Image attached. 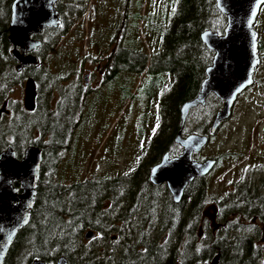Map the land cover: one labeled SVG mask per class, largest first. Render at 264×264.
Returning a JSON list of instances; mask_svg holds the SVG:
<instances>
[{
  "label": "trees",
  "instance_id": "1",
  "mask_svg": "<svg viewBox=\"0 0 264 264\" xmlns=\"http://www.w3.org/2000/svg\"><path fill=\"white\" fill-rule=\"evenodd\" d=\"M13 1L0 0V30L10 20ZM92 5L90 0H58L56 9L60 25L39 36L43 40L41 64L45 65L47 54L56 52L59 41L70 36L72 27L85 17ZM168 20L166 28L165 23L155 24L154 30L159 33V38L154 39L151 54L146 53L137 40L126 43L129 26L126 15L121 16V24L119 19L117 23L107 24L105 31L102 29V32L111 34L115 28V32L121 34L122 91L127 90L131 74L140 77L145 73L155 78L156 88L144 104L147 107L158 93L157 89L162 90L170 78L169 92L161 96L158 105L159 127L149 145L151 158L141 163L135 172L126 175L113 178L93 176L91 179L104 180L105 191L98 189L103 180L58 185L55 191H51V197L35 205L29 225L20 231L5 264H13V257L24 250L27 239L33 250H37L38 258L47 264L54 263L61 256L71 260L72 264H201L210 262L219 253L220 264H259L261 252L257 240L262 231L255 221H264L260 214L264 205L263 182L242 184L226 198L214 199L209 187L213 170L208 176L191 183L180 203L173 201L166 185L156 188L150 183L145 184L144 180L125 182L130 178L148 177L150 167L159 163L165 153L172 157L181 153L182 148L175 142L181 124L180 108L199 93L214 57L202 42L201 33L212 29L222 34L227 25V18L218 10L215 0H176V7ZM83 36L82 31L77 43ZM4 41L7 42L5 38ZM139 42L142 41L139 39ZM260 50L264 51L262 41ZM46 66L42 75L51 71ZM222 106L221 100L210 96L206 106L191 111L187 122L192 121L193 125L188 134L208 135L210 142L214 141L216 135H211V126ZM72 138L64 144L60 129L52 135L50 142L42 146L48 160L55 161L60 151L70 150ZM233 155L237 154L219 155L217 165ZM197 156L195 159L199 160ZM48 166V162L43 163V176L49 173L54 176V167ZM126 186L130 188L125 190ZM211 202L217 206V221L225 225L215 233L207 231L203 241L199 242V222L206 205ZM103 207L107 210L100 213L99 209ZM120 221L123 223L121 228L118 226ZM89 228L97 231L107 246L103 251L100 247L81 248L77 244ZM111 234L116 238L111 239Z\"/></svg>",
  "mask_w": 264,
  "mask_h": 264
},
{
  "label": "rangeland",
  "instance_id": "2",
  "mask_svg": "<svg viewBox=\"0 0 264 264\" xmlns=\"http://www.w3.org/2000/svg\"><path fill=\"white\" fill-rule=\"evenodd\" d=\"M90 3L93 5L89 28L87 16L82 17L70 30V36L59 41L56 52L47 54L45 65L51 70L45 77L48 82L64 79L71 70L79 71L87 50L86 35L89 34L91 42L93 39L98 41L104 31L97 33V28L103 26L106 29L107 24L117 23L119 19L121 24V16L124 18L126 15L129 20L126 43L137 40V44L151 54L154 51L153 41L159 38V33L154 30L155 24L165 23L166 28L171 12L176 7V0H90ZM255 29L260 35L259 43L264 42V6ZM82 31L84 38L77 43ZM259 55L261 64L256 71L255 84L239 96L230 119L221 125L214 141L197 156L199 160L227 153L239 156L224 158L212 172L209 187L214 199L226 198L237 186L257 185L263 179L264 159L259 157L264 152V51L260 50ZM128 78L127 90H121L115 99L107 94L100 100L86 101L73 111V142L70 150L60 151L56 157L54 177L58 183L65 186L93 176L113 178L126 175L135 172L141 163L151 158L152 148L149 145L152 135L159 127L158 105L161 96L169 92L170 78L161 87L162 90L157 89L158 93L147 107L144 104L148 102L151 91L156 88L155 78L145 73L140 77L131 74ZM23 87H14L11 97L22 98ZM192 125V121L186 122L185 135L191 131ZM148 146L147 151L145 148ZM262 194L264 195L263 188ZM213 205L216 206L215 202L209 203L204 211L214 214ZM255 222L261 229L260 221ZM219 224L221 225L215 229L212 221L203 216L198 226L199 242L203 241L207 231L215 233L225 225L222 222ZM122 226L123 223H120V228ZM110 236L112 239L115 235ZM100 239L97 232L94 239L86 240L83 236L77 244L81 248L100 247L103 251L107 246ZM259 240L257 245H260ZM33 255V246L29 243L22 251L20 260L23 264H30Z\"/></svg>",
  "mask_w": 264,
  "mask_h": 264
},
{
  "label": "water",
  "instance_id": "3",
  "mask_svg": "<svg viewBox=\"0 0 264 264\" xmlns=\"http://www.w3.org/2000/svg\"><path fill=\"white\" fill-rule=\"evenodd\" d=\"M58 0H14L12 4L10 35L8 40L14 47L20 46L22 53L15 51V58L23 65L38 63L35 56H25L27 51L37 49L41 40L31 36L44 29L60 25ZM218 10L227 18V25L222 34L206 29L201 33V40L214 53L212 64L206 70V78L199 93L184 102L180 108L181 124L175 142L182 148L179 155L172 157L168 152L161 161L152 167L151 182L160 186L166 184L173 201L183 200L187 187L198 178L208 176L217 166L218 160L210 158L196 160L210 143L211 137L201 134H184L187 119L194 109L206 106L210 96L223 102L216 113L211 126V135H216L221 125L230 119L239 96L255 84V75L261 64L259 32L255 24L264 6V0H215ZM36 87L29 79L25 88V105L34 109ZM43 151L39 147H29L21 161L8 149L0 155V264H4L8 251L19 230L30 220L34 204L35 188L40 178ZM21 182L23 195L13 187V181ZM16 202V204H14ZM214 220L217 214L214 208ZM95 236L90 230L85 239ZM221 254L203 264H220ZM32 264H44L35 260ZM57 264H66L60 258Z\"/></svg>",
  "mask_w": 264,
  "mask_h": 264
},
{
  "label": "flooded vegetation",
  "instance_id": "4",
  "mask_svg": "<svg viewBox=\"0 0 264 264\" xmlns=\"http://www.w3.org/2000/svg\"><path fill=\"white\" fill-rule=\"evenodd\" d=\"M89 9L85 14V16H87L88 28L90 18H92L91 10ZM10 22L11 17L7 26L5 25L3 30H0V155L8 149H12L16 154V160L21 161L29 147H39L43 151L40 178L37 183V187L35 188L34 204L30 212L31 219L32 211L35 205H39V202L42 204L43 199L51 197V191H55L58 188V185H61L57 182V178L51 176L50 173L48 176H43V163L48 162L49 168H53L57 164L56 159L55 161H52L51 158L48 160L43 147L50 142L52 135H55L59 129L64 136L62 142L66 144L69 141V138L73 136V134H71L73 128V117L75 116L73 115V111L75 112L77 107L92 99L100 100L102 96L105 97L107 94L108 96L111 95L113 99H115L121 91V34L114 32L106 35L104 32L102 33V29L105 31V28H103V26L102 28L99 26L97 28V33L102 34L100 35L98 41L93 39V42H91L89 34L86 35L85 43L87 44V50L86 55L82 60L80 70H71L69 74L64 77V79H56L53 83L48 82L45 79L46 74L42 75V70L45 68V65L41 64V62H43V53L41 49L43 40L39 37L46 30L51 28L44 29L40 33L31 36L33 39L41 40L42 45L37 49L27 51L25 56L37 57L39 60L38 63H30L20 67L21 63L15 58L14 52L18 51L22 53L23 51L20 46L14 47V45L8 40L10 35ZM4 38L7 42L4 41ZM37 74H39V76ZM29 79L34 80L36 87L34 109L32 110L28 109L25 105V88ZM17 85H19L20 88L24 86L23 97L20 99H14L11 97V91L14 90L13 88ZM247 90H249V88ZM43 132L46 134H43ZM145 149L148 151L149 146ZM259 158L264 159V152L263 154H260ZM153 166L150 168L148 177L140 179L130 178L125 182L131 183L144 180L146 181L144 182L145 184L150 183L153 186H156L151 182L150 178ZM98 180L87 178L85 181L89 182ZM102 182L103 185L98 187V189L105 191L104 180ZM261 182L264 183V174ZM72 184L73 183L70 185ZM164 185L166 184L156 186V188ZM13 187L18 190V195H23L24 190L21 188V182L19 180L15 179L13 181ZM129 188V186H126L125 190H128ZM87 191H90L89 188H87ZM14 204H16V202ZM104 208L105 207L99 209L100 213H104L105 210H107ZM214 208L217 209V207L215 205L212 206L213 212L215 211ZM260 210V214L264 218V205ZM216 211L218 214V210ZM214 214H209L208 210L204 211V217H208L212 221L214 228L217 229L221 224L217 222V214L214 220ZM38 223L39 222L37 221L36 225ZM120 223H122V221L118 222V226H120ZM261 224L262 232L259 240L260 245L258 244L261 252L259 264H264V221H260V225ZM28 225L29 223L25 227ZM25 227L17 233L15 240L5 258V262L11 253L12 248L15 246V242L20 231H22ZM90 230L95 233V236L92 239L96 237L97 231L89 228L84 232V238L86 232ZM115 238L116 237H114V239ZM28 243L29 239L25 241V248ZM21 254L22 252L19 251L18 254L13 257V264H23L20 260ZM60 258H65L66 264H72L71 260L68 261V259L64 256L59 257L54 263L50 264H57ZM35 260H40L44 262V264H47L44 260L38 258L37 250L34 251L30 264H32Z\"/></svg>",
  "mask_w": 264,
  "mask_h": 264
}]
</instances>
